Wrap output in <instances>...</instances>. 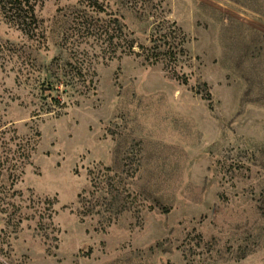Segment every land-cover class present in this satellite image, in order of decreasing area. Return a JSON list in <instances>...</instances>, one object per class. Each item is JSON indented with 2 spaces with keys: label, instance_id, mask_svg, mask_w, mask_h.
Masks as SVG:
<instances>
[{
  "label": "rangeland",
  "instance_id": "rangeland-1",
  "mask_svg": "<svg viewBox=\"0 0 264 264\" xmlns=\"http://www.w3.org/2000/svg\"><path fill=\"white\" fill-rule=\"evenodd\" d=\"M29 7L0 4L26 73L0 53V264H264V0ZM88 18L118 19L133 50L101 51ZM64 45L88 51L94 89L34 116Z\"/></svg>",
  "mask_w": 264,
  "mask_h": 264
},
{
  "label": "trees",
  "instance_id": "trees-1",
  "mask_svg": "<svg viewBox=\"0 0 264 264\" xmlns=\"http://www.w3.org/2000/svg\"><path fill=\"white\" fill-rule=\"evenodd\" d=\"M0 4L5 15H11L16 19L19 17L31 18V14L29 15V0H0ZM95 12L100 11L96 10ZM79 26L85 34L92 36L96 41L97 39L101 41L102 45L98 47L104 53L124 55L133 50L135 41L130 38L126 28L118 19L99 21V19L88 18L82 20ZM162 39L166 42V36H162ZM159 41V37L152 41V46H155L154 49H166L165 54L171 57L175 51L174 48L171 45L164 47L162 43L158 45ZM64 46L66 53L60 51L47 65L38 67V76L32 79L33 83H31L36 86L38 94L35 97L38 99V109L33 111L34 116L48 113L58 114L66 108L67 102L64 99H70L75 95H83L84 92L94 89L89 71L91 57L88 51L81 49L80 45ZM3 52L6 53L8 61L14 60L13 64L16 67L17 75H20L21 79L26 76V73L23 74L25 61L24 59L21 60V52L13 47L4 48L1 46L0 53ZM25 78L28 80L27 77ZM25 78L24 82H26ZM20 148V155L26 159L27 149L25 145ZM2 164L0 162V168Z\"/></svg>",
  "mask_w": 264,
  "mask_h": 264
}]
</instances>
